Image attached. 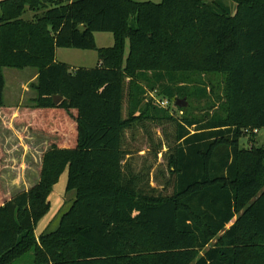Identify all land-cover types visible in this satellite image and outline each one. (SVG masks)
Masks as SVG:
<instances>
[{
  "label": "trees",
  "instance_id": "obj_1",
  "mask_svg": "<svg viewBox=\"0 0 264 264\" xmlns=\"http://www.w3.org/2000/svg\"><path fill=\"white\" fill-rule=\"evenodd\" d=\"M230 1L234 13L222 0L0 1V109L3 69H35L17 121L56 138L36 184L0 186V264H264V147L252 141L264 129V0ZM57 48L94 50L98 64L70 68ZM147 85L167 107L145 100ZM192 101L206 103L201 116ZM152 135L168 173L158 187L126 160L128 139ZM64 171L74 199L36 237Z\"/></svg>",
  "mask_w": 264,
  "mask_h": 264
},
{
  "label": "rangeland",
  "instance_id": "obj_2",
  "mask_svg": "<svg viewBox=\"0 0 264 264\" xmlns=\"http://www.w3.org/2000/svg\"><path fill=\"white\" fill-rule=\"evenodd\" d=\"M153 2H159L160 0H150ZM225 5L231 8L232 13L235 11V4L230 0H222ZM35 12L26 10L23 14V18L26 20H31ZM107 37H112L111 33L103 32ZM100 42V41H98ZM105 44V41L102 42ZM81 50L74 48H59L58 59L63 60L68 63L70 67L77 66H94L95 64V52L89 51L91 58H88V62L83 64L79 61V53ZM127 51V48H126ZM77 59V61H76ZM4 88L2 92L3 103L6 109H0V149L2 152V163L0 165V186L5 192V185L12 187L14 189L13 193H17L23 190H27L39 179V168L42 162L43 153L49 148L52 141L56 138L54 135L39 132L36 130H31L29 125L18 122L17 119L22 115V109L27 105H30L31 99L34 97V90L31 89V83L35 81L36 71L33 68L15 69V68H4ZM221 87V85L219 86ZM145 100L150 98L149 86H146ZM220 90V89H219ZM218 90V92H219ZM209 91V88H208ZM215 98H212L214 100ZM172 105V104H171ZM177 105V104H174ZM206 103L204 101L195 102L192 101L190 104L189 112H192L194 116H201L204 112V107ZM172 107L176 110V106ZM211 112V110H210ZM176 117L182 115L183 111L177 109ZM168 133L172 128L167 127ZM136 135L141 134L134 132ZM161 135V133H159ZM158 134V135H159ZM171 135V134H169ZM128 137L129 134H128ZM157 136L152 135V139L146 141L138 136L135 140H131V143L127 140V147L131 151L126 155V160L132 165L135 171H141L149 169V180L150 185L156 186V179H161V174L167 175V168L162 159V154H158L157 157L153 154V144ZM253 143L261 145L264 147V129L261 130L252 139ZM141 147V150L136 149V147ZM147 145V146H146ZM248 145V144H245ZM144 146L146 148H144ZM67 181V172L64 171L58 182L53 186L50 195V210L45 216V220L50 217L48 230L53 231L57 228L59 224L60 216L66 212L74 199L75 192H66L65 186ZM158 187V186H156ZM67 193V194H65ZM65 194V199H64ZM63 201L66 203L63 208L57 212L60 205L58 203ZM57 212V213H56ZM55 217L52 219L54 214ZM43 220L36 227L37 234L40 232ZM228 227V226H227ZM35 232V233H36ZM28 261L27 259H22L16 261L14 264H23Z\"/></svg>",
  "mask_w": 264,
  "mask_h": 264
},
{
  "label": "crops",
  "instance_id": "obj_3",
  "mask_svg": "<svg viewBox=\"0 0 264 264\" xmlns=\"http://www.w3.org/2000/svg\"><path fill=\"white\" fill-rule=\"evenodd\" d=\"M0 1H2V0H0ZM133 1H137V2H143V1H150V0H133ZM161 1V0H160ZM159 1V2H160ZM151 2H153V1H151ZM154 3H158V2H154ZM105 33H103V32H96V33H94V40H95V44H96V46L98 47V48H101V47H109V46H112V44H113V37H107L108 35H104ZM103 40L105 41V44H103L102 42H103ZM98 41H100V42H98ZM58 51H59V48H57L56 49V51H55V58H56V60L57 61H59V62H63V63H65V64H67L68 66H69V64L68 63H66V62H64L63 60H59L58 59V56H57V54H58ZM89 51H92V50H81L80 52H82V53H79V61H80V63H83V64H85V63H87L88 62V58H91V56L92 55H90V53H89ZM94 51V50H93ZM95 52V51H94ZM95 54H96V52H95ZM95 64H93L94 66H96L97 64H98V60H97V55H95ZM76 61H77V59H76ZM94 66H90V67H88V66H82V65H80V66H77V64H75V66L73 67V68H78V67H85V68H91V67H94ZM70 67V66H69ZM70 68H72V67H70ZM5 192L8 194V195H13V194H15V193H13L14 192V189L12 188V187H9V186H7V185H5ZM65 194H67V193H65ZM65 194H64V199H65ZM51 195V194H50ZM50 195H49V198H48V200H49V202H50ZM72 203V202H71ZM66 203L63 201V203L61 204V202L60 203H58V205H60V207H59V209L57 210V212L59 213V211L61 210V208H63V205H65ZM49 210H50V208H49ZM49 212V211H48ZM56 212V213H57ZM56 213L54 214V216L52 217V219L55 217V215H56ZM48 214V213H47ZM46 214V215H47ZM45 215V216H46ZM45 216L43 217V218H41V220L37 223V225L40 223V222H42L43 220H45L44 218H45ZM51 221V219H50V217H48L45 221H44V223H43V225H42V228H41V230H40V232L37 234V232H36V228H35V231H34V233H35V236L36 237H38L41 233H43V232H49L50 230H48V227H49V222ZM37 227V226H36Z\"/></svg>",
  "mask_w": 264,
  "mask_h": 264
},
{
  "label": "built area",
  "instance_id": "obj_4",
  "mask_svg": "<svg viewBox=\"0 0 264 264\" xmlns=\"http://www.w3.org/2000/svg\"><path fill=\"white\" fill-rule=\"evenodd\" d=\"M152 96V98L161 106V107H167V100H161L155 97V95L153 93L150 94ZM254 132H257V130H254Z\"/></svg>",
  "mask_w": 264,
  "mask_h": 264
},
{
  "label": "water",
  "instance_id": "obj_5",
  "mask_svg": "<svg viewBox=\"0 0 264 264\" xmlns=\"http://www.w3.org/2000/svg\"><path fill=\"white\" fill-rule=\"evenodd\" d=\"M60 100H61V96H59V95L53 96V102L54 103H58Z\"/></svg>",
  "mask_w": 264,
  "mask_h": 264
}]
</instances>
